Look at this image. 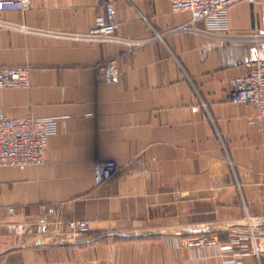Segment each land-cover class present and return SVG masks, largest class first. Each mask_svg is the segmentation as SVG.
Returning a JSON list of instances; mask_svg holds the SVG:
<instances>
[{
	"label": "crops",
	"instance_id": "obj_1",
	"mask_svg": "<svg viewBox=\"0 0 264 264\" xmlns=\"http://www.w3.org/2000/svg\"><path fill=\"white\" fill-rule=\"evenodd\" d=\"M107 1L116 40L46 33L87 31ZM190 19L169 0H32L0 12V66L27 65L31 78L0 89V110L60 120L43 164L0 166V264H220L235 240L249 245L245 264H264L246 233L256 224L255 239L264 236V127L229 99L232 80L264 59V40L175 30ZM229 26L264 34V0L233 5ZM126 39L148 41L130 50ZM109 59L121 72L112 83L96 69ZM101 159L119 171L96 186ZM84 219L89 231L75 234L70 222ZM219 223L228 229L209 232L218 244H183L200 234L187 228ZM143 230L164 232L113 235ZM54 237L98 240L36 242Z\"/></svg>",
	"mask_w": 264,
	"mask_h": 264
},
{
	"label": "built area",
	"instance_id": "obj_2",
	"mask_svg": "<svg viewBox=\"0 0 264 264\" xmlns=\"http://www.w3.org/2000/svg\"><path fill=\"white\" fill-rule=\"evenodd\" d=\"M256 0H169L174 12H189L191 19L175 28L180 32L208 33L220 37L223 40L255 39L264 40V34H233L229 26V9L240 2L254 3ZM32 0H0V12L3 11H27ZM203 22V26H198ZM0 24L3 22L0 21ZM117 18V8L114 1H107L105 12L95 18L93 26L84 32H56L47 34L74 38L92 43H102L117 39L120 29ZM130 50H133L146 41L126 39ZM99 75L107 83H112L120 77V69L114 59H109L96 66ZM31 86L30 67L27 65L0 66V89L27 88ZM229 99L231 102L247 103L255 109V114L250 118L251 122L264 127V59H258L250 64L246 73L235 77L230 86ZM198 106H196L197 108ZM59 118L46 117H10L0 110V166H12L25 169L31 165L43 164L46 160V152L50 136L59 128ZM119 171L118 164L113 160L101 159L95 163V184L101 186ZM14 211V208L10 209ZM72 230L79 234L89 231L88 220L70 222ZM252 228V227H251ZM253 237L255 238V234ZM185 246L204 247L218 244V239L210 233H200L182 239ZM221 245V244H220ZM222 249L232 253L224 256L220 264H245L244 255L249 245L239 240L225 243ZM237 248V249H236ZM254 253L260 254L258 246Z\"/></svg>",
	"mask_w": 264,
	"mask_h": 264
},
{
	"label": "water",
	"instance_id": "obj_3",
	"mask_svg": "<svg viewBox=\"0 0 264 264\" xmlns=\"http://www.w3.org/2000/svg\"><path fill=\"white\" fill-rule=\"evenodd\" d=\"M264 224V221L262 222ZM228 226L223 223L219 224H205L197 227H189L187 228L188 233H209L213 231H220V230H227ZM164 232L163 230H152V231H134V232H115L113 235H120V236H126V237H147L153 234H158ZM174 233L180 234L181 231L177 230ZM98 240L97 238L95 239H72V238H50V239H45L41 238L37 240V243L40 244H60V245H74V244H81V243H87V242H92Z\"/></svg>",
	"mask_w": 264,
	"mask_h": 264
},
{
	"label": "rangeland",
	"instance_id": "obj_4",
	"mask_svg": "<svg viewBox=\"0 0 264 264\" xmlns=\"http://www.w3.org/2000/svg\"><path fill=\"white\" fill-rule=\"evenodd\" d=\"M251 223V221L249 222V224ZM252 226L254 227V229L253 230H255V228H256V224H252ZM251 226V224H250V227H252ZM252 229H250L249 228V231L248 230H246V233L247 234H249V238H250V240H251V238H252V240H254V244H253V246H252V249L254 250L255 249V246L257 245L258 246V249L260 250V253L262 252V251H264V236L262 237V238H257V240L253 237V233H251L252 231H253ZM254 232V231H253ZM255 233V232H254ZM248 237H244V238H248ZM256 240V241H255ZM251 243H252V241H251ZM257 243V244H256Z\"/></svg>",
	"mask_w": 264,
	"mask_h": 264
},
{
	"label": "trees",
	"instance_id": "obj_5",
	"mask_svg": "<svg viewBox=\"0 0 264 264\" xmlns=\"http://www.w3.org/2000/svg\"><path fill=\"white\" fill-rule=\"evenodd\" d=\"M81 245H83V244H81Z\"/></svg>",
	"mask_w": 264,
	"mask_h": 264
}]
</instances>
